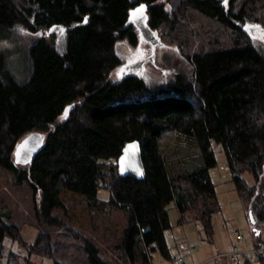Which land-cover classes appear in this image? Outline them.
Instances as JSON below:
<instances>
[{"label": "trees", "instance_id": "1", "mask_svg": "<svg viewBox=\"0 0 264 264\" xmlns=\"http://www.w3.org/2000/svg\"><path fill=\"white\" fill-rule=\"evenodd\" d=\"M16 26L41 37L29 49L24 82L8 77L0 54V167L41 193L40 225L65 227L83 241L89 264H151L154 251L171 259V202L178 223H199L212 234L221 208L209 174L215 141L252 216L253 245H264L255 232L264 227V199L257 201L264 187V56L250 31H264V0H0V34ZM143 27L175 41L192 67L189 79L157 89L135 74L112 79L121 63L117 44L137 45ZM53 29L66 34L62 50ZM34 132L43 136L41 148L19 168L14 150ZM133 140L141 146L142 179L118 172L122 148ZM99 189L109 190L107 202L97 199ZM62 190L87 197L93 213L106 203L126 212L121 237L106 241L109 261L104 238L51 215ZM5 237L22 243L19 227L0 214V243ZM51 238L38 233L32 253L51 256ZM253 264H264V252Z\"/></svg>", "mask_w": 264, "mask_h": 264}, {"label": "rangeland", "instance_id": "2", "mask_svg": "<svg viewBox=\"0 0 264 264\" xmlns=\"http://www.w3.org/2000/svg\"><path fill=\"white\" fill-rule=\"evenodd\" d=\"M53 30L56 32V44L62 50L66 34ZM151 31L157 42L145 34L140 36L137 45H130L126 40L117 44L116 51L121 63L113 74L114 81L135 74L143 78L150 88L157 89L173 87L178 76L186 80L191 77L192 67L175 41L166 38L163 29ZM250 31L255 34L252 38L254 46L264 56V31L256 26ZM40 37L41 33L30 32L21 26L1 32L0 54L5 56L4 70L8 77H13L17 82L27 80L31 70L29 49ZM224 45L231 43L226 42ZM137 62L136 67L134 63ZM211 150L216 165L210 168L209 174L221 205L220 211L212 216V234L207 235L199 223H178L177 210L171 202L167 207L171 228L165 231L171 259L154 251L151 264H174L175 257L182 258L183 264H230L226 253H231L234 247L241 250L253 246L249 210L231 181L222 147L211 141ZM16 164L19 168L25 165L20 162ZM244 176L252 182L247 174ZM258 194L257 201L260 203L264 199V187ZM58 198L61 204L51 209V215L58 216L67 226L82 230L96 240L104 238V242H99L104 258L108 260L110 252L105 246L106 241L109 244L121 237V229L127 221L126 212L106 203L99 213H93L88 208L87 197L69 190L60 191ZM109 198V190H98L99 201L107 202ZM40 203L41 193L35 195L25 179L0 167V214L5 222L18 226L22 236V243L8 237L3 239L0 243V264H89L83 241L74 238L65 227L45 228L39 224L35 207H39ZM43 231L51 233V256L32 253L30 250L38 233ZM237 235H241L242 240L238 241ZM259 237L264 240V227ZM115 261L120 263L119 260Z\"/></svg>", "mask_w": 264, "mask_h": 264}, {"label": "water", "instance_id": "3", "mask_svg": "<svg viewBox=\"0 0 264 264\" xmlns=\"http://www.w3.org/2000/svg\"><path fill=\"white\" fill-rule=\"evenodd\" d=\"M145 7V6H144ZM145 19V16H143ZM145 32L148 38H154V33L145 27ZM134 65H138L134 63ZM43 141V136L34 132L26 137H24L16 146L14 150V159L15 162H20L23 164L29 163L33 160L37 152L40 150ZM117 166L119 174L123 176H132L137 179H142L145 177V168L141 156V146L140 142L133 140L127 142L122 148V152L117 159ZM252 221V216L250 214ZM258 234V230H255Z\"/></svg>", "mask_w": 264, "mask_h": 264}, {"label": "built area", "instance_id": "4", "mask_svg": "<svg viewBox=\"0 0 264 264\" xmlns=\"http://www.w3.org/2000/svg\"><path fill=\"white\" fill-rule=\"evenodd\" d=\"M238 241L242 240L241 235H237ZM226 254L229 258L230 264H247L248 262H254L264 252V245L252 246L250 248H244L237 250L235 247ZM183 260L180 257L174 258V264H182Z\"/></svg>", "mask_w": 264, "mask_h": 264}, {"label": "flooded vegetation", "instance_id": "5", "mask_svg": "<svg viewBox=\"0 0 264 264\" xmlns=\"http://www.w3.org/2000/svg\"><path fill=\"white\" fill-rule=\"evenodd\" d=\"M137 20H139L138 17H137ZM138 27H139L140 32H142L141 25H138ZM143 30H144V32L146 31V30H145V27H143ZM142 33H143V32H142ZM151 40H152V39H151ZM152 41H153V42H157V38H154ZM136 67H137V66H136Z\"/></svg>", "mask_w": 264, "mask_h": 264}]
</instances>
